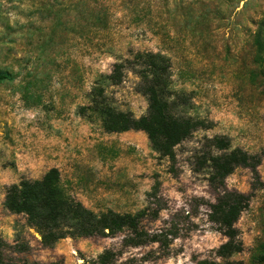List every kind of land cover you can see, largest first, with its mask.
Here are the masks:
<instances>
[{"label": "rangeland", "instance_id": "rangeland-1", "mask_svg": "<svg viewBox=\"0 0 264 264\" xmlns=\"http://www.w3.org/2000/svg\"><path fill=\"white\" fill-rule=\"evenodd\" d=\"M261 25L264 35V0H0V70L13 77L0 82V240L28 247L8 255L81 264L104 249H120L121 235L67 238L45 249L24 216L4 209L10 185L56 168L65 193L95 213H135L158 184L166 209L143 227L155 231L174 219L182 231L169 256L144 264L215 259L225 238L208 221L207 204L217 193L206 169L194 164L210 139L225 137L231 149L261 157L260 188L252 191L245 168L226 179L229 190L252 193L236 223L244 249L231 260L255 264L264 249V60L255 48ZM137 52L168 57L173 90L188 94L189 114L210 124L177 146L171 161L141 131L106 133L90 109V93L103 83L116 110L134 118L146 113L129 69L119 85L103 79ZM153 251L155 244L125 249L120 264Z\"/></svg>", "mask_w": 264, "mask_h": 264}, {"label": "trees", "instance_id": "trees-1", "mask_svg": "<svg viewBox=\"0 0 264 264\" xmlns=\"http://www.w3.org/2000/svg\"><path fill=\"white\" fill-rule=\"evenodd\" d=\"M262 26L258 28L255 48L258 59L264 60V35ZM129 69L138 78L136 90L146 98V113L134 118L130 112H122L112 107L104 96L105 86L97 84L90 93L91 111L96 114L106 133L141 131L146 134L152 150L162 158L174 159V149L186 141L199 129H208L205 120L194 118L191 98L184 92L173 90L171 83L170 59L160 53L137 52L131 60L115 63L111 73L103 78L111 86L119 85L124 72ZM12 75L0 70V82L12 81ZM209 151L203 152L194 165L196 171L206 169V181L217 193L215 201L208 203V221L214 224L225 242L215 251V259L193 258L191 264H243L232 261L234 255L243 252L244 246L236 223L250 202L252 193L243 194L226 187V179L237 168L248 169L252 175V191L263 186L258 167L259 155H249L241 149H231L225 137L209 140ZM147 205L135 213H118L112 210L95 213L81 202L65 193L61 186L60 174L56 168L49 169L39 180H20L10 185L3 201L4 209L12 215L25 217L26 227L39 236V243L45 249H53L64 239H114L121 235L120 249H104L95 258H82L81 264H120L125 249H136L152 244L157 251L149 252L139 259H127L128 264L157 262L169 256L170 246L182 231L179 221H171L167 226L148 231L143 222L156 221L166 209V202L155 184L147 194ZM26 245H8L0 240V264H59L58 262L38 263L16 260L8 255L25 252ZM126 264V263H125ZM255 264H264V249L255 258Z\"/></svg>", "mask_w": 264, "mask_h": 264}]
</instances>
